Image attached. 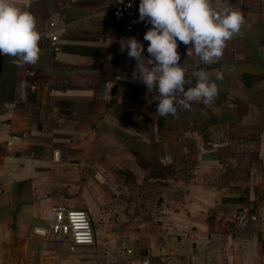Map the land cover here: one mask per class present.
<instances>
[{"label": "crops", "instance_id": "crops-1", "mask_svg": "<svg viewBox=\"0 0 264 264\" xmlns=\"http://www.w3.org/2000/svg\"><path fill=\"white\" fill-rule=\"evenodd\" d=\"M118 1L12 0L41 52L23 66L0 55V264H264V231L230 220L264 210V0H212L245 21L216 63L178 42L185 89L204 70L219 92L176 116L118 59ZM57 206L87 213L91 245L32 232Z\"/></svg>", "mask_w": 264, "mask_h": 264}, {"label": "clouds", "instance_id": "clouds-1", "mask_svg": "<svg viewBox=\"0 0 264 264\" xmlns=\"http://www.w3.org/2000/svg\"><path fill=\"white\" fill-rule=\"evenodd\" d=\"M139 21L152 26L144 35L151 58L143 55L144 44L135 37L122 39L120 51H127L128 57L137 62L132 80L157 92L156 114L176 116L190 110L193 103L211 105L219 88L206 71L192 73L197 83L185 89L191 82L186 80V70L180 63L178 42L189 46L188 57L195 53L205 65L216 63L227 42L240 33L243 15L237 10H216L212 0H140ZM40 40L34 16L12 0H0V55L15 58L18 66L34 65L40 58ZM222 79L223 73H218L216 80Z\"/></svg>", "mask_w": 264, "mask_h": 264}, {"label": "built area", "instance_id": "built-area-1", "mask_svg": "<svg viewBox=\"0 0 264 264\" xmlns=\"http://www.w3.org/2000/svg\"><path fill=\"white\" fill-rule=\"evenodd\" d=\"M131 4V7L128 5ZM140 0H123L111 7V17L123 27L125 38H130L136 31L144 37L152 27L147 21L137 18ZM51 42L58 39L57 35L49 34ZM127 51L118 55L123 60ZM231 223L240 229L260 228L264 231V210H237L230 215ZM32 232L45 239L59 243L68 242L70 248L89 246L94 242L93 230L87 213L81 209L57 206L52 211V219L48 227L35 226Z\"/></svg>", "mask_w": 264, "mask_h": 264}]
</instances>
